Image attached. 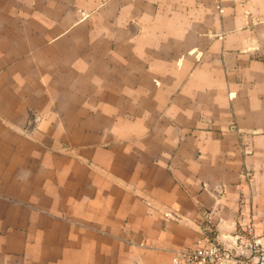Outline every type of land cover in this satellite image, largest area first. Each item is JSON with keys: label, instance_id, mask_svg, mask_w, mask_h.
I'll return each instance as SVG.
<instances>
[{"label": "crops", "instance_id": "1", "mask_svg": "<svg viewBox=\"0 0 264 264\" xmlns=\"http://www.w3.org/2000/svg\"><path fill=\"white\" fill-rule=\"evenodd\" d=\"M250 226L264 0H0V264H173Z\"/></svg>", "mask_w": 264, "mask_h": 264}, {"label": "built area", "instance_id": "2", "mask_svg": "<svg viewBox=\"0 0 264 264\" xmlns=\"http://www.w3.org/2000/svg\"><path fill=\"white\" fill-rule=\"evenodd\" d=\"M248 236L236 235L233 246L225 247L217 241L199 238L194 247L173 254V264H264V244L250 226L244 229ZM244 245H248L247 252Z\"/></svg>", "mask_w": 264, "mask_h": 264}]
</instances>
